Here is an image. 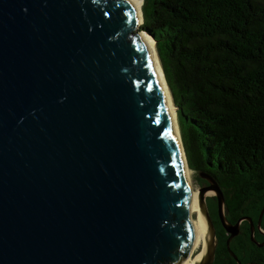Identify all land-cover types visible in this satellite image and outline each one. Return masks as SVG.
<instances>
[{
    "label": "water",
    "instance_id": "95a60500",
    "mask_svg": "<svg viewBox=\"0 0 264 264\" xmlns=\"http://www.w3.org/2000/svg\"><path fill=\"white\" fill-rule=\"evenodd\" d=\"M138 22L130 0H0V264L187 257L189 184ZM198 176L197 264H211L206 192L227 249L240 220H226L217 185Z\"/></svg>",
    "mask_w": 264,
    "mask_h": 264
},
{
    "label": "trees",
    "instance_id": "16d2710c",
    "mask_svg": "<svg viewBox=\"0 0 264 264\" xmlns=\"http://www.w3.org/2000/svg\"><path fill=\"white\" fill-rule=\"evenodd\" d=\"M140 11L138 31L154 41L187 168L217 185L230 224L240 220L227 249L216 205L211 212L205 200L216 239L211 264H264V210L256 228L264 207V0H142Z\"/></svg>",
    "mask_w": 264,
    "mask_h": 264
},
{
    "label": "bare ground",
    "instance_id": "6f19581e",
    "mask_svg": "<svg viewBox=\"0 0 264 264\" xmlns=\"http://www.w3.org/2000/svg\"><path fill=\"white\" fill-rule=\"evenodd\" d=\"M130 1L133 2V4L135 5V7L137 9L138 17H139L138 24H140V21H141L140 0H130ZM143 35L145 36L146 42L148 43V45H149V47L151 49L153 60H154V63H155V66H156V69H157V72H158V75H159V78H160V82H161V85H162V88H163V91H164V94H165V97H166L167 105H168V108H169L170 116H171L172 123H173L174 132H175V136H176L178 149H179L180 155H181V160H182L183 170H184V173H185V178H186V180H187V182L189 184V196H190V199H189L188 219H189V224H190L191 233H192V241H191L189 253H188L187 257L184 259V261L181 264H197V262L202 257L203 246L205 245V240H206L205 224H204L202 216H201V214L199 213V210H198L196 192L193 191L191 186H190V182H189V174H190V172H189V170L187 168V165H186V162H185L183 148H182L181 141H180L181 137H179L180 135H179V132H178L179 129L177 128V123H176L175 109H174V106L172 104L171 97L169 95V91H168L167 86L165 84V81H164V78H163V74H162V71H161L159 63H158L157 55H156V52H155L156 49L154 50V46H153L152 40L147 35H145V34H143ZM205 195H210V192H206ZM193 215H196V219H197L196 224H197V227L199 229V232L201 234L200 236H201V239H202V249L194 257L191 256L192 255V251L194 249V245H195V239H196L195 232H194V227L195 226H194L193 221H192V216Z\"/></svg>",
    "mask_w": 264,
    "mask_h": 264
},
{
    "label": "rangeland",
    "instance_id": "374dc122",
    "mask_svg": "<svg viewBox=\"0 0 264 264\" xmlns=\"http://www.w3.org/2000/svg\"><path fill=\"white\" fill-rule=\"evenodd\" d=\"M141 5H142V2L140 3V8H141ZM141 22H142V20L140 21V24H141ZM140 24L138 25V28H139ZM138 28H137V31H138ZM139 32H141V31L139 30ZM142 33L145 34V35H148L145 32H142ZM153 46H154V44H153ZM154 50H155V47H154ZM158 63H159V61H158ZM174 109H175V114H176V108L174 107ZM189 172H190V174H189V182H190V186H191V188H192L193 191L196 192L199 187L205 186L204 180L201 179V178H199V176H198V174L196 172H194L192 170H189ZM208 192H210V195H207L206 198H205V200H207V203L210 206V211L212 212L213 211V208L216 205L215 204V199H214V193L211 192V191H208ZM210 219H211V217H210ZM192 221H193V224L195 226L194 227V232H195V237H196L194 249H193L192 255H191L192 257H194L202 249V239H201V236H200L201 234H200L199 229H198L197 224H196V221H197L196 215H193L192 216Z\"/></svg>",
    "mask_w": 264,
    "mask_h": 264
}]
</instances>
